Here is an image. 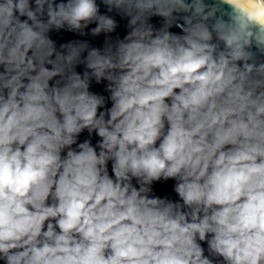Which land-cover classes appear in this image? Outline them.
Instances as JSON below:
<instances>
[{
	"label": "clouds",
	"instance_id": "clouds-1",
	"mask_svg": "<svg viewBox=\"0 0 264 264\" xmlns=\"http://www.w3.org/2000/svg\"><path fill=\"white\" fill-rule=\"evenodd\" d=\"M0 264H264V0H0Z\"/></svg>",
	"mask_w": 264,
	"mask_h": 264
},
{
	"label": "water",
	"instance_id": "water-1",
	"mask_svg": "<svg viewBox=\"0 0 264 264\" xmlns=\"http://www.w3.org/2000/svg\"><path fill=\"white\" fill-rule=\"evenodd\" d=\"M117 19L119 20V17H117ZM174 31H179L178 29H174ZM118 33L120 35V37L122 38L125 34H126V21L120 20V27L118 28ZM72 35L69 33H63L62 35H54V39H57L60 42H64L67 41L69 39H72ZM91 39V38H89ZM103 37H100L98 39H93L92 43L96 44V45H100L102 43ZM106 84V82H105ZM104 84L101 85H95L93 84V89L95 92L100 93V94H104L107 96V93H104L103 89H104ZM108 107H110V102L107 105ZM88 138L87 132L83 133L80 137V140L82 141L83 139ZM96 139H98V137H95L93 135L92 137V142L93 144H95ZM174 181L169 180L167 182L161 181V182H157L154 184V194L160 196L161 198L167 197L173 201L178 200L177 195L174 193L173 191V185H174ZM206 247V245H205Z\"/></svg>",
	"mask_w": 264,
	"mask_h": 264
}]
</instances>
